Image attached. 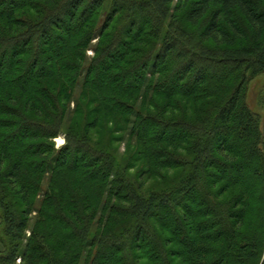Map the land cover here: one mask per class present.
<instances>
[{"label":"trees","instance_id":"obj_1","mask_svg":"<svg viewBox=\"0 0 264 264\" xmlns=\"http://www.w3.org/2000/svg\"><path fill=\"white\" fill-rule=\"evenodd\" d=\"M120 1L130 18L149 14L156 22L157 34L167 31L159 51L153 58L150 55L152 71L147 70L146 56L129 71L112 74L109 71L112 68L103 65L104 57L111 65L115 64L118 51L114 57L108 52L112 50L106 49L82 80L84 89L92 92L88 101L97 102L89 114L105 110V122L114 126L113 134L120 132L117 136L110 134V142L126 139L127 155L122 157L106 145L92 143L90 132L98 126L104 130L98 116L92 119L87 116L82 128L66 132V142L58 151L55 167L48 168L50 163L43 157L47 142L61 131L62 117L57 103L60 99L64 101L68 90L61 85L58 96L54 97L61 79L54 77V68L41 66V57L50 55L53 64L55 57L62 60L67 56L77 57L78 49L86 47L89 36L87 33L77 42L74 36L103 7L105 0H47L54 8L41 18H27L30 21L16 18L13 25L20 24L22 28L18 37L5 40L0 33L3 83L9 81L6 73L19 61L20 53L33 51L35 61L10 82L20 86L27 97L26 107L44 120L30 115L23 117L22 124L14 132L4 134L5 142H0V171L4 159L12 154L16 156L0 175V264H16L18 258L21 264H224L220 256L207 258L219 253L216 252L218 241L229 239L233 229L240 231L244 225L241 212H232L220 202L219 194L225 188L216 193L214 186L224 173L229 182L244 181L253 159L258 158V122L256 115L243 104L245 79L229 97L214 103L209 112H202L204 117L198 115L194 123L188 122L184 114L182 119L177 118L181 110L179 106L173 107L172 99L181 96L190 100L198 95L216 96L214 101H218L227 91L219 83L235 72L241 61L264 68V0ZM6 2L0 0V13L4 11L2 8H8ZM174 3L175 11H182L190 24L197 26L203 22L198 35L200 42L214 44V50H202L198 43L204 53L191 54L179 66L177 60L187 55L186 41L192 40L181 24L168 20ZM8 6L12 14V3ZM11 24L9 29L13 27ZM55 32H65L68 38L55 37L59 48L52 42ZM118 35L114 49L120 44ZM43 48L48 52H43ZM228 55L234 58H224ZM168 63L176 64V69L166 73L164 68ZM98 66L102 73L97 71ZM52 77L55 85L50 90L44 80ZM67 79L70 85L78 81L70 76ZM133 93L137 95L133 97ZM63 106L67 107L66 103ZM45 107L57 114L52 116ZM171 108L177 112H169ZM0 110L17 113L2 103ZM10 125L0 120V131L4 126L11 128ZM4 135L0 133V139ZM25 141L30 143L27 145ZM183 142L192 148L177 146ZM28 155L36 159L28 161ZM238 159L248 162L239 163ZM175 168H181V174L172 184L145 187L144 182L160 170ZM45 169L52 173L55 184L41 190L39 181ZM133 170L135 173H131ZM209 178L211 183L207 181ZM39 192L43 200L40 207L34 208L31 197ZM8 193H13L12 197L20 195L23 206L20 213L15 211L16 204L13 198H8ZM34 211L38 217L31 227ZM226 214L233 219L231 224ZM125 218L129 219L128 223H124ZM215 218L221 225L219 231ZM95 221L97 231L91 237ZM157 227L171 234L182 250L169 248V237L161 238ZM30 228L26 246L20 249ZM258 242L253 250L263 248L262 240ZM63 252L64 256L60 257Z\"/></svg>","mask_w":264,"mask_h":264},{"label":"rangeland","instance_id":"obj_2","mask_svg":"<svg viewBox=\"0 0 264 264\" xmlns=\"http://www.w3.org/2000/svg\"><path fill=\"white\" fill-rule=\"evenodd\" d=\"M56 1L61 2V0ZM6 3L8 8H10L8 4L12 3L13 11L11 14L10 9H1L4 11L0 13V33L5 40L18 37L22 33L20 24L13 25V22L16 21V18L19 17L28 21H30V19L37 20L41 18L43 14L46 15L47 13L51 12L54 8V5L47 2V0H7ZM175 5L176 3H174L171 7L168 20L173 19V21H177L179 24H181V26L184 27L186 31L191 35L192 40L191 43L185 40L188 44L186 50L187 55L183 59L177 60V66H179L181 62H184V60L191 54L200 55L201 51L207 48L214 50V44L212 42L201 43L198 35L203 22H201L197 26L190 24L185 20L182 11H175ZM123 6L124 5L120 0H105L103 7L92 14L86 26L82 28L80 33L77 32L74 36L75 42L81 40L87 33V36H89V40H87L86 42V47L78 49L77 57L67 56L63 57V60L62 58L55 57L56 59L54 61V64L51 61L53 58H50V55L41 57V66L45 69H49L51 67L54 68V77L57 78V76H60L59 78L61 79L60 83L58 84V91L57 93H54V97L58 96L61 85L62 87H66V89L68 90V95H66V98L63 99L65 101L63 102L66 103L67 107L63 106L64 103L61 101V99L57 103L58 109L61 113L60 117H62V126L60 128L61 131L56 138H54L50 142H47L48 145L46 148L44 147V160L50 163L48 168L56 166L55 161L57 159L56 157L58 155V151L64 146L66 142V132L71 128H74L73 131H77L78 129L82 128L84 124L83 122L84 120H86L87 116H89V118L91 119L94 116L100 117L101 123L99 124L100 126L104 127V130H99L98 126L96 129H93L90 132L92 143L98 142L99 145H106L108 149H114V152H116L119 157L127 155V152L125 150L126 139L122 140L120 143H117L116 141V143L110 142V134L111 136H117V133L120 132L115 133L116 135L113 134L114 126L109 124L107 125V123L105 122V120L107 119V112L103 109H100L98 112H92L89 114L90 110L97 106V102H91L90 100L88 101V99L92 98V92L89 89H84L82 80L87 76L88 69L90 67L92 68L94 64L97 63L106 49L112 50L108 52H111L110 54H112L114 57L116 54L115 52L118 51V55L117 57H115V59H117L115 64L111 65L112 62L104 57L103 65H105V67L107 68H112L109 70L112 74H120L122 72L129 71L137 62H139L146 56H148L145 61V64H147L148 66L147 70L149 72L152 71L153 62L152 59H150V55L153 58L154 55L159 51L165 37L167 36V31L162 30L157 34L158 31H156V29L154 28L156 26V22L154 21V19H151V17H149V14L145 16L131 15V17L133 18H130V15L127 13L126 9H123ZM10 24L13 26L12 29H9L8 27ZM54 34L55 36L52 38V42L55 47L59 48L57 46L58 43L55 37H58L59 40L60 38L62 40H67V35H65V32H55ZM117 35L120 39V44L116 49H114V40ZM198 43H201L202 50L200 45L197 46ZM59 46H61V43H59ZM18 48L19 50H22L20 48V45ZM42 50L43 52L44 50L45 52L47 51L45 48H43ZM0 53H2L1 46ZM20 54L22 55L19 57V61L15 62L12 70L9 73H6L5 78L9 81L3 83L0 80V103L13 107V109L17 112L7 114L6 112L0 110V120H6L12 124L10 125L11 128L6 126L2 128L0 133L3 135L14 132L16 127L22 124L21 120H23V117H26L28 115L37 120H42L36 117V115L31 111V109H29V107H26L25 100L27 97L23 96L20 86H18L17 83L10 82L21 76L27 70L30 64L35 61V59L33 58V51L29 50L25 53ZM174 56L176 57V55ZM224 58L230 59L234 57L233 55H228ZM60 61H64L66 64H64V62L60 64ZM174 68L176 69V64L171 65V63H168L166 64L164 69L167 73L168 70L170 71ZM97 71L102 73V69H100L99 66L97 67ZM67 76L77 78L78 81L75 85H70L68 83L69 80L67 79ZM52 78L44 80L45 86L49 83L50 90H53L55 85V78H53V80ZM243 78L245 79L243 104H245L256 115V119L258 122L259 139L256 141V145L259 154L257 159H253L251 170L247 171V179H245L244 181L239 182L238 184H235L234 180L229 182V180L226 179L227 174L224 173L222 176H220L221 179L217 178V183L215 182L214 191L216 193L220 192L222 188H225L223 189L224 191H222L223 193L219 194L220 202L225 203L227 206H229L233 210L232 212H241L244 225L240 231H236L235 229H233L232 235L231 237H229V239H227L228 237H225L223 238L225 241L222 239L218 241L216 245V252L219 253H216L215 256H209L207 259L220 256L219 259L222 258L224 264H233L234 262H230L233 260L240 262V264H252V262H255V264H264V68L252 67V65L248 64L246 61L244 63L241 61L240 67L235 70V72L230 74L222 83H219L225 85L227 88V91H225L220 100L214 101L217 98L216 96L199 97L198 95H196L191 97L190 100H185V98L183 99V97L181 96H176L172 99V104L173 107H180L181 113L180 111L178 112L179 114H177V118L182 119L183 117L181 116L184 114L188 119V122L194 123L196 122L197 116L201 115L204 117L205 115H203L202 112H209L214 103H220L221 100L229 97L231 95V92L235 89L236 85ZM136 95L137 94L135 93L132 94L133 97H135ZM36 96L39 99L42 98L40 94H37ZM14 98H16L15 100H17V106H14ZM193 98H195L194 101ZM161 104H163V102ZM45 111L52 116H55L57 114L52 110H48L46 107ZM172 111L175 114V112H177V109L176 111L174 109L172 110V108L169 109V112ZM132 118L134 117L132 116ZM18 133L20 134L21 131H18ZM3 137L4 138L0 139L1 143L5 142L4 140L6 136L4 135ZM25 142L27 145L30 143V141ZM36 143L37 142H35V144ZM177 146L188 149L192 148L190 144L184 142ZM15 158L16 156L12 154L11 157L4 159L2 163L3 169L0 171V175H2L8 169ZM26 159L28 161H34L36 158L34 159L32 155H28L26 156ZM237 162L247 163L248 161L238 159ZM131 173H135V171L133 170ZM180 174L181 168H175L172 170L162 169L160 170L159 174L153 175L149 179H147L144 184L148 189L153 186L165 187L169 184H172V181L176 180L180 176ZM51 175L52 173L48 171V169H45L43 178L39 181L41 190H45L46 188L52 186V184H55L54 179H51ZM207 181L211 183L212 179L209 178ZM8 195V198H13L16 204L14 207L15 211L17 213H20L23 208L20 195L15 194L14 197H12V195H14L13 193H8ZM42 200L43 195L41 192L31 197V203L33 204L34 208L40 207ZM229 215L230 214H226L225 218L227 219V222L231 224L233 222V219H231ZM37 217V212L34 211L30 221L31 227L35 222H37ZM128 221V218L124 219V223H128ZM215 225L216 230L219 231L221 225L216 218ZM97 226L98 225L95 221L93 227H91V237L96 233ZM157 228L158 234L159 236H161V238L169 237L171 244L170 246H168L169 248L182 250V246L177 241H175V239L171 238V234H168L167 231L162 230L161 227ZM30 231L31 228L25 233V236L21 242L20 249L25 248L26 239L31 235ZM260 240H262L263 248L261 250H253V248H256L258 246V241ZM247 253L253 254L255 257H251L250 255H247ZM59 256L63 257L64 252ZM169 258L172 259V256L169 255ZM245 260L246 262L242 263ZM16 264H21V258H18L16 260Z\"/></svg>","mask_w":264,"mask_h":264}]
</instances>
